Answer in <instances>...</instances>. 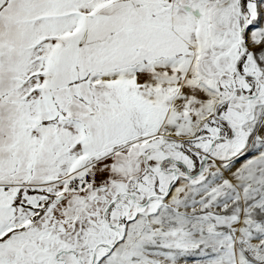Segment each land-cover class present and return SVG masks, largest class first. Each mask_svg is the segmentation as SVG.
Returning <instances> with one entry per match:
<instances>
[{
  "label": "snow or ice",
  "instance_id": "1",
  "mask_svg": "<svg viewBox=\"0 0 264 264\" xmlns=\"http://www.w3.org/2000/svg\"><path fill=\"white\" fill-rule=\"evenodd\" d=\"M0 264H264V0H0Z\"/></svg>",
  "mask_w": 264,
  "mask_h": 264
}]
</instances>
